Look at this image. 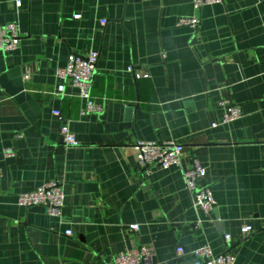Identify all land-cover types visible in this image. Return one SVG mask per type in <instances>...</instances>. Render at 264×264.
Segmentation results:
<instances>
[{
    "label": "crops",
    "instance_id": "crops-1",
    "mask_svg": "<svg viewBox=\"0 0 264 264\" xmlns=\"http://www.w3.org/2000/svg\"><path fill=\"white\" fill-rule=\"evenodd\" d=\"M10 23L21 40L0 51V264H113L141 246L155 264H203L202 246L264 264V0H0ZM90 52L96 114L57 74ZM222 100L242 117L224 123ZM139 141L182 144L181 166L145 172ZM194 159L216 202L208 215L185 188ZM50 182L63 187L62 217L18 204Z\"/></svg>",
    "mask_w": 264,
    "mask_h": 264
},
{
    "label": "built area",
    "instance_id": "built-area-1",
    "mask_svg": "<svg viewBox=\"0 0 264 264\" xmlns=\"http://www.w3.org/2000/svg\"><path fill=\"white\" fill-rule=\"evenodd\" d=\"M223 0H193L194 6L201 9L205 6L219 4ZM20 6L21 2L18 1ZM79 19L80 16H75ZM103 24H106L104 21ZM200 25V20L183 19L180 20L178 26H191L196 28ZM21 35L20 28L16 23H10L0 26V51L12 52L16 50L20 44ZM99 54L90 52L82 57L72 54L69 57L68 64L65 68L58 70L57 74L61 80H71L74 87L79 90L80 97L86 101L84 114H96L102 111L100 105H97L92 98L91 92L93 87V78L96 71V65ZM129 71H133L129 68ZM139 78L140 75H137ZM144 77H147L144 76ZM64 85H60L57 91L64 93ZM220 107L224 110V123L238 120L242 117L243 112L239 106L233 105L229 100H222ZM54 115L62 120V114L59 110L54 111ZM61 136L64 138L67 147L78 146L75 135L70 129L63 125L60 129ZM137 152V158L141 168L145 172H150L154 168L169 169L171 167H180L185 147L175 141L152 142L139 141L133 147ZM7 156H12L11 150L6 152ZM206 176L205 168L196 159L193 160L192 168L184 171L183 178L186 190L189 192L193 207L209 214L215 209L216 202L211 190L200 185L201 179ZM65 203V194L61 184L58 182H50L39 189L23 193L19 197L18 204L21 207L29 208L32 206H42L47 213L53 217H62ZM201 225V221L197 222ZM130 229L138 231V225H131ZM253 231L252 227L244 226L242 233L249 235ZM71 235L72 232H68ZM229 238V237H227ZM185 250L181 247L177 248L179 256L184 255ZM192 254L201 259L203 264H236V257L230 253L216 255L209 246H202L192 251ZM155 249L151 246H141L136 249L121 252L114 258L113 264H155Z\"/></svg>",
    "mask_w": 264,
    "mask_h": 264
}]
</instances>
